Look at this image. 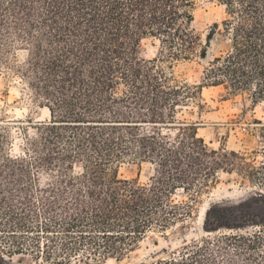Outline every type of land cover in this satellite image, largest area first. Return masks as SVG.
<instances>
[{
	"label": "trees",
	"instance_id": "1",
	"mask_svg": "<svg viewBox=\"0 0 264 264\" xmlns=\"http://www.w3.org/2000/svg\"><path fill=\"white\" fill-rule=\"evenodd\" d=\"M218 2L224 20L204 43L196 0H0V72L19 77L50 112L30 122L33 135L19 127L18 152L11 125L0 126L3 252L31 253L37 264L120 262L149 233L200 219L220 173L264 192L263 123L262 149L243 152L210 148L200 124L183 118L193 104L204 108L209 87L264 102V0ZM220 28L228 46L201 85L179 81L176 65L206 60ZM148 39L160 43L151 60L142 56ZM127 162L148 163L154 175L122 179ZM226 226L233 231L211 229L152 264H264V217L250 234Z\"/></svg>",
	"mask_w": 264,
	"mask_h": 264
},
{
	"label": "rangeland",
	"instance_id": "2",
	"mask_svg": "<svg viewBox=\"0 0 264 264\" xmlns=\"http://www.w3.org/2000/svg\"><path fill=\"white\" fill-rule=\"evenodd\" d=\"M195 29L202 35L204 43L211 34L215 23L224 20V8L218 0H196L194 11ZM228 42L222 34V29L213 36L208 48L206 60L182 62L175 67V74L179 81L189 85H201L204 71L209 61L227 49ZM159 41L148 39L144 41L142 56L155 59L159 55ZM26 58V53H19V61ZM204 105L199 109L194 104L184 112V119L189 122H198L199 135L212 149L226 148L227 150L252 152L260 151L262 143L260 133L264 124V102H255L249 93H232L228 87H209L202 91ZM50 113L40 108L25 83L14 74L0 72V126L9 124L12 127L16 141L14 151H19L21 144V125L29 129L33 135L34 129L30 122H44L50 119ZM4 121V124L3 122ZM21 122L23 124H15ZM14 123V124H13ZM82 166L75 167V173L80 174ZM154 175V167L148 163L127 162L119 167V176L122 179L137 180L148 183ZM179 199L186 197L181 192ZM214 206L209 225H205L204 218L189 221L187 224H178L166 231H153L140 243L137 249L122 261L105 259L101 264H152L166 256V253L179 251L183 246L195 240H202L214 236L211 229L220 232L233 231L226 225H231L241 234H250L258 229L260 220L264 217V192L240 176L220 173L219 183L209 194L202 197V208ZM2 243V241L0 242ZM0 245V264H37L31 253L18 255L3 252ZM264 251V248H263ZM40 264H51L41 262ZM72 264H83L73 261Z\"/></svg>",
	"mask_w": 264,
	"mask_h": 264
},
{
	"label": "bare ground",
	"instance_id": "3",
	"mask_svg": "<svg viewBox=\"0 0 264 264\" xmlns=\"http://www.w3.org/2000/svg\"><path fill=\"white\" fill-rule=\"evenodd\" d=\"M46 110L48 111V113H50L48 109H46ZM49 115H50V114H49ZM206 211H207V209H206L205 207L202 208V213H201V217H202V218L205 217V215H206Z\"/></svg>",
	"mask_w": 264,
	"mask_h": 264
}]
</instances>
